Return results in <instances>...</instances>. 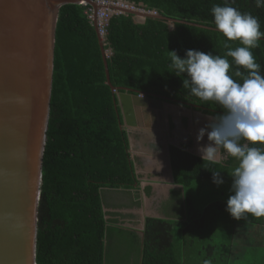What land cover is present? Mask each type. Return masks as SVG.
I'll list each match as a JSON object with an SVG mask.
<instances>
[{"label": "trees", "instance_id": "obj_1", "mask_svg": "<svg viewBox=\"0 0 264 264\" xmlns=\"http://www.w3.org/2000/svg\"><path fill=\"white\" fill-rule=\"evenodd\" d=\"M123 1L206 27L156 18L136 23L131 14L120 13L109 19L103 41L111 51L107 65L114 87L166 96L219 120L222 161L174 145L169 157L176 184L217 186L224 198L198 210L186 194L181 219L146 217L142 237L123 225L120 214L106 211L104 190L137 193L139 182L87 7L64 5L56 28L36 262L231 264L237 249L238 259L250 249L247 237L264 232V216L244 217L253 208L264 211V0ZM243 173L255 177L227 197L221 187L232 186ZM137 198L132 202L139 205ZM233 210L230 240L205 244L201 234L208 221ZM174 229L181 237L178 246ZM115 236L131 245L125 263L111 246ZM252 245L264 263V242Z\"/></svg>", "mask_w": 264, "mask_h": 264}, {"label": "water", "instance_id": "obj_2", "mask_svg": "<svg viewBox=\"0 0 264 264\" xmlns=\"http://www.w3.org/2000/svg\"><path fill=\"white\" fill-rule=\"evenodd\" d=\"M82 2L97 9L90 0H0V264H37L38 203L57 21L62 6ZM121 12L141 18L140 23L156 18L169 25L182 23L206 28L148 11ZM94 27L106 84L115 93L122 115L121 128L145 126L151 112L161 117L164 103L179 105L166 96L114 87L109 78L107 50ZM143 227L144 220L140 228H135L141 237Z\"/></svg>", "mask_w": 264, "mask_h": 264}, {"label": "crops", "instance_id": "obj_3", "mask_svg": "<svg viewBox=\"0 0 264 264\" xmlns=\"http://www.w3.org/2000/svg\"><path fill=\"white\" fill-rule=\"evenodd\" d=\"M167 105L170 106L169 108L174 106H176L174 108H179L182 116L187 117L188 124H185L181 118L174 119L172 114L169 118L168 114L163 112L161 117L159 114L155 117H148V124H144L143 127L136 126L126 129L129 151L139 182V190L133 193V197H138L139 205L133 203L127 208L120 207L121 210H127L128 215L120 213L119 207L108 210L120 214L121 216L117 217L124 226L140 228L146 217L181 219L185 206V189L173 180L169 145L175 144L194 155L211 161L220 162L224 159L220 151V130L216 118L192 108L170 103H164V109ZM204 119L207 121L214 119L217 122V152L212 148L213 142L208 132L202 129ZM182 137H186L187 141H184ZM134 221H140V227L133 226Z\"/></svg>", "mask_w": 264, "mask_h": 264}, {"label": "rangeland", "instance_id": "obj_4", "mask_svg": "<svg viewBox=\"0 0 264 264\" xmlns=\"http://www.w3.org/2000/svg\"><path fill=\"white\" fill-rule=\"evenodd\" d=\"M133 4V3H132ZM130 8L128 10H133L136 11L137 8H139L138 6L135 5H129ZM133 7V8H131ZM139 11V10H138ZM141 11V10H140ZM135 21L139 22L142 21L141 18L139 17H134ZM111 54L110 50H107V55L109 56ZM170 106H165V109L163 110L164 113L168 114V117L170 118L172 114V117L174 119H183L185 121V124H188V119L187 117L182 116V112H180L179 108H174L176 106H174L173 108H169ZM181 113V114H180ZM201 113V112H200ZM150 116L154 117L156 116L154 112H151ZM199 116V115H197ZM205 132H208L209 137L212 140V148L214 151H218V128H217V122L213 119V120H209L207 121V119H204L203 122V128H202ZM220 136V135H219ZM184 141H187L186 137H182ZM220 139V138H219ZM191 145V144H190ZM189 145V146H190ZM138 148V147H136ZM250 175L254 178L255 174H240L238 176H236V180L234 181V183L232 184V186L227 187H221L222 189H226V194L228 195L227 197H231L232 193L237 189V188H241V185L245 184V182L247 181V179L250 177ZM200 183V182H199ZM201 184V183H200ZM196 184L194 186H192L191 188L185 189V195H189L192 200H193V206L195 209L200 210L205 204H207L208 202H211L212 200H216V199H220L221 197L224 198L223 195L219 194V189H217V186H209L208 184L204 183L203 185L201 184ZM220 188V187H218ZM133 191H129V190H124V189H119V190H104L103 191V199L105 202V206H106V211L108 210H114L117 207H119L118 209L120 210V213L124 214V215H128L127 210H121L120 207H130V205H133L132 199H133ZM132 203V204H131ZM109 208V209H108ZM233 211H230V213L228 214H224L220 219L212 221L209 220L206 228L204 230V232L201 235H204L205 240H208L207 242H205V244H209V242L213 243V244H217L218 246L221 244H226L231 237V220L232 218L235 216V213H233ZM264 216V211L259 213V211H257L256 208H253L252 210H250L249 212H247V214L244 216L246 218H261ZM133 226L135 227H140V221H134L133 222ZM174 240H175V245L178 246V243L180 241V233L177 232L176 229H174ZM241 234H243L242 231H240ZM255 233V238L252 239L250 237H247V245L250 246V249H248L247 253H244L240 259H238V255L239 253V249L236 250V258L234 257L233 262H231V264H264L261 260H259V251L253 247L252 243L253 242H260L263 243L264 242V232H259L258 230L254 231ZM237 238V237H236ZM244 242V241H243ZM201 244V243H200ZM197 244V247H200L201 245ZM111 246L116 249V252L119 255H122L123 258L119 259L120 262L125 263L127 262V257L125 256V252L126 251H130L128 249L131 248V245L126 242L124 243L123 240H121L120 238H118L117 236H115L113 242L111 243ZM252 247V248H251ZM221 251H223V249H217L215 255L217 256ZM238 256V257H237ZM259 258V259H258ZM236 259V260H235ZM252 259H256V262L253 263ZM264 261V260H263Z\"/></svg>", "mask_w": 264, "mask_h": 264}, {"label": "built area", "instance_id": "obj_5", "mask_svg": "<svg viewBox=\"0 0 264 264\" xmlns=\"http://www.w3.org/2000/svg\"><path fill=\"white\" fill-rule=\"evenodd\" d=\"M93 4L97 5V9L87 4L86 2H82L81 5L86 6L85 13L88 15V18L91 20L93 26L95 25L98 34L104 40L106 36V27L108 25L109 19L115 15L122 13L121 10L129 9V5H134L129 2L123 0H90ZM133 8V7H131ZM136 10H142L143 8H137ZM151 13H155V11H151Z\"/></svg>", "mask_w": 264, "mask_h": 264}, {"label": "clouds", "instance_id": "obj_6", "mask_svg": "<svg viewBox=\"0 0 264 264\" xmlns=\"http://www.w3.org/2000/svg\"><path fill=\"white\" fill-rule=\"evenodd\" d=\"M126 2H127V1H126ZM131 4H132V3H131ZM135 6H136V5H135ZM138 7L144 9V7H143L142 5H139ZM136 11H138V10H136ZM139 11H140V10H139ZM141 11H142V10H141ZM144 11H147V10L144 9ZM148 12H151V11H148ZM124 14H125V13H124Z\"/></svg>", "mask_w": 264, "mask_h": 264}, {"label": "flooded vegetation", "instance_id": "obj_7", "mask_svg": "<svg viewBox=\"0 0 264 264\" xmlns=\"http://www.w3.org/2000/svg\"><path fill=\"white\" fill-rule=\"evenodd\" d=\"M155 117V116H154ZM125 129V128H124ZM126 130V129H125ZM128 136V135H127ZM128 144H129V142H128ZM129 151V150H128ZM129 153H130V151H129ZM131 156V155H130Z\"/></svg>", "mask_w": 264, "mask_h": 264}]
</instances>
